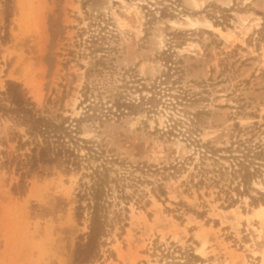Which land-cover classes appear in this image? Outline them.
<instances>
[{"label":"rangeland","instance_id":"374dc122","mask_svg":"<svg viewBox=\"0 0 264 264\" xmlns=\"http://www.w3.org/2000/svg\"><path fill=\"white\" fill-rule=\"evenodd\" d=\"M260 14L264 0H14L6 37L0 6V90L15 81L40 108L50 98L52 114L78 117L82 67L92 50L97 57L104 51L118 91L135 102L153 100L134 115L82 124L83 138L108 156L152 166L197 159L199 142L221 147L250 137L236 134V125L264 141ZM134 175L151 183L137 186L124 235L110 246L114 257L97 264H158L146 254L156 239L193 246L206 264H264V206L244 199L226 210L204 196V209L195 191L184 189V174L164 181ZM80 177L54 170L31 179L20 198L11 192L16 178L0 171V264H70L75 240L86 232L73 216ZM157 182L166 203L152 195ZM180 201L189 213L173 212Z\"/></svg>","mask_w":264,"mask_h":264},{"label":"trees","instance_id":"16d2710c","mask_svg":"<svg viewBox=\"0 0 264 264\" xmlns=\"http://www.w3.org/2000/svg\"><path fill=\"white\" fill-rule=\"evenodd\" d=\"M0 6L6 37L14 0H0ZM211 16L214 26L221 27L222 22L215 13ZM260 16L264 24V14ZM102 52V56L97 57L95 54L99 51L92 50V61L82 67L84 82L78 104L82 114L78 117L65 116L63 112L52 114L50 98L40 108L23 85L15 81H6L4 89L0 90V171L16 178L11 187L13 196L24 197L31 179L48 176L54 170L63 174L80 173L73 216L79 227L85 226L86 232L76 238L70 264H97L104 258L114 257L110 246L114 237L124 235L129 203L138 192L136 188L144 181L151 183L136 177L135 172L144 176L153 174L163 181L169 176L186 175L182 182L184 189L186 192L193 189L204 209H207L204 196H214L215 202L226 210L244 199L254 208L264 206V141L254 142L252 127L244 130L238 125L234 127L236 134H251L248 138L244 136L245 141L236 138L221 147L211 141L199 142L197 159L190 155L161 166L122 162L108 156L100 143L83 138L84 122L102 125L134 115L141 107L153 104L152 96L135 102L118 91L119 86L112 80L116 67L108 60L107 53ZM118 168H122V173ZM157 183L158 191L151 190L152 195L166 203L167 191L161 182ZM129 187L134 189L131 194L126 193ZM172 205L176 207L173 212H190L182 201ZM205 212L195 213L202 217ZM146 254L158 264H206L193 246L182 247L172 241L156 239Z\"/></svg>","mask_w":264,"mask_h":264},{"label":"bare ground","instance_id":"6f19581e","mask_svg":"<svg viewBox=\"0 0 264 264\" xmlns=\"http://www.w3.org/2000/svg\"><path fill=\"white\" fill-rule=\"evenodd\" d=\"M261 209H263L264 210V207H261ZM258 211V210H257Z\"/></svg>","mask_w":264,"mask_h":264}]
</instances>
